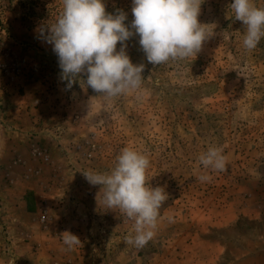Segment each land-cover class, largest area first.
<instances>
[{"label": "rangeland", "instance_id": "374dc122", "mask_svg": "<svg viewBox=\"0 0 264 264\" xmlns=\"http://www.w3.org/2000/svg\"><path fill=\"white\" fill-rule=\"evenodd\" d=\"M232 2L202 3L199 21L214 25L196 57L152 65L129 40L142 87L107 100L79 81L66 90L38 38L62 0H0V264H264V38L243 47ZM104 3L133 19L132 0ZM210 146L227 166L201 183ZM125 147L147 155L149 185L168 194L142 248L83 176L110 171ZM66 231L81 242L72 250Z\"/></svg>", "mask_w": 264, "mask_h": 264}, {"label": "clouds", "instance_id": "9594fccd", "mask_svg": "<svg viewBox=\"0 0 264 264\" xmlns=\"http://www.w3.org/2000/svg\"><path fill=\"white\" fill-rule=\"evenodd\" d=\"M204 0H132L133 19L122 9L106 12L104 0H62V11L52 24L42 25L38 38L52 46L66 90L83 82L107 100L141 89L145 65H134L128 55V41L138 36L140 50L148 63L161 65L196 57L212 34L214 24L201 23ZM244 27L243 47L254 50L264 38V8L253 0H233L228 6ZM120 45L117 50V45ZM86 77V79H82ZM204 170L197 179L211 182L210 172L226 170L222 149L210 146L198 156ZM147 155L125 147L108 172L92 170L83 176L92 186L99 185L102 202L133 222V233L125 243L142 248L155 236L160 209L168 199L162 187L147 181ZM99 192V193H100ZM67 250L81 244L69 231L62 235Z\"/></svg>", "mask_w": 264, "mask_h": 264}]
</instances>
